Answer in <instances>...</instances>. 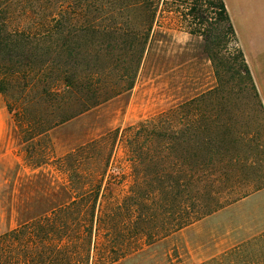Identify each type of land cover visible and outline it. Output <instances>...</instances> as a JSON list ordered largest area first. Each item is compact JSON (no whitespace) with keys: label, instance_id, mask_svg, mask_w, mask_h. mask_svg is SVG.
Segmentation results:
<instances>
[{"label":"rangeland","instance_id":"rangeland-1","mask_svg":"<svg viewBox=\"0 0 264 264\" xmlns=\"http://www.w3.org/2000/svg\"><path fill=\"white\" fill-rule=\"evenodd\" d=\"M5 1L11 14L5 35L32 33L45 0ZM198 3L193 18L183 0H161L133 89L46 134L29 139L31 133L18 128L25 126L22 117L37 118L43 107L21 110L18 104L9 113L6 104L12 99L0 92V236L72 201L67 175L54 160L101 138L117 139L106 175L110 187L101 201L108 212L118 207L122 223H135V232L121 227L126 247L143 249L123 264H264V55L252 49L257 71L253 77L245 61L246 75L238 57L242 49L236 36L226 33L217 1ZM129 43L123 38L117 54L98 61L104 79H118L122 60L116 57ZM3 49L2 67L30 62L25 44ZM97 50L87 53L79 42L78 74L84 75ZM210 92L215 99L188 109L187 148H175L172 158H154L152 165L133 166L122 130ZM115 131V138L107 137ZM149 173L158 179L150 187L144 184Z\"/></svg>","mask_w":264,"mask_h":264},{"label":"trees","instance_id":"trees-1","mask_svg":"<svg viewBox=\"0 0 264 264\" xmlns=\"http://www.w3.org/2000/svg\"><path fill=\"white\" fill-rule=\"evenodd\" d=\"M199 1L183 0L191 8L188 16H196ZM216 1L219 19L226 33L234 39L235 33L225 4L223 0ZM45 2L43 16L33 22L28 21L32 22V33L15 31L5 35L10 24L11 14L6 12L10 4L0 0V46L10 51L25 44L29 50L24 54L30 61L28 65L20 67L24 69L22 72L14 71L20 68L0 65V92L13 100L6 104L9 113L13 112L12 108H18V104L21 110L35 106L44 110L37 118L22 117L25 126L17 125L31 133L29 139L46 134L133 89L139 67L149 48L161 0ZM189 33L196 35L198 32L191 30ZM123 38L130 41V48L116 57L122 60L117 71L118 79L106 80L103 77L105 68L98 65V61L117 54ZM79 42L87 53L91 52V48L100 49L94 51L93 61L86 62L84 75L77 73ZM35 45H41V48L37 50ZM238 54L242 70L249 75L243 54L241 51ZM38 55L42 56L40 61ZM7 63L13 61L8 60ZM22 88V93L14 91L19 92ZM215 97V93H207L197 100L177 105L122 130V135L127 136L125 141L133 166L145 161L152 165L154 158H172L175 148H187L188 109ZM22 112L26 114V111ZM199 115L200 112H197L195 117ZM202 121L203 118L196 122V125L199 123L197 131L201 129ZM118 134L119 131H115L107 137L115 138ZM109 140L101 138L54 160L57 169L67 175L72 201L1 235L0 264H123L143 251L133 247L130 250L124 239L121 241L124 236L120 233L121 227L125 226V230L129 227L135 232V223L131 219L129 223H122L118 207L108 212L106 203L101 201L103 190L110 187L106 175L117 139L107 143ZM98 160L99 165L95 164ZM147 178L144 184L149 187L151 182L158 180L155 173H149ZM175 183L178 184L177 181ZM135 188L137 192L140 190L138 182ZM105 242L112 243L116 248H107Z\"/></svg>","mask_w":264,"mask_h":264},{"label":"crops","instance_id":"crops-1","mask_svg":"<svg viewBox=\"0 0 264 264\" xmlns=\"http://www.w3.org/2000/svg\"><path fill=\"white\" fill-rule=\"evenodd\" d=\"M223 2L245 61L255 77L256 64L250 59L254 53L253 48L261 49V52L256 51V55H264V0H223Z\"/></svg>","mask_w":264,"mask_h":264}]
</instances>
